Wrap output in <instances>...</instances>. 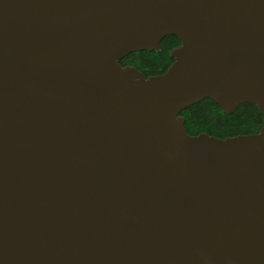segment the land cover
I'll use <instances>...</instances> for the list:
<instances>
[{
	"label": "water",
	"instance_id": "1",
	"mask_svg": "<svg viewBox=\"0 0 264 264\" xmlns=\"http://www.w3.org/2000/svg\"><path fill=\"white\" fill-rule=\"evenodd\" d=\"M0 264H264V0H0Z\"/></svg>",
	"mask_w": 264,
	"mask_h": 264
},
{
	"label": "trees",
	"instance_id": "2",
	"mask_svg": "<svg viewBox=\"0 0 264 264\" xmlns=\"http://www.w3.org/2000/svg\"><path fill=\"white\" fill-rule=\"evenodd\" d=\"M179 45L174 35L162 38L159 51H135L125 55L119 64L136 67L145 77L164 73L172 63L169 50ZM180 115L184 117V127L189 135L206 133L219 138L250 134L262 126L263 114L250 103L240 104L234 112L223 113L220 107L209 98H203L184 108Z\"/></svg>",
	"mask_w": 264,
	"mask_h": 264
},
{
	"label": "flooded vegetation",
	"instance_id": "3",
	"mask_svg": "<svg viewBox=\"0 0 264 264\" xmlns=\"http://www.w3.org/2000/svg\"><path fill=\"white\" fill-rule=\"evenodd\" d=\"M160 42H161V41H160ZM159 46H160V45H159ZM172 49H173V48H172ZM172 49H171V50H172ZM171 50H169V53H170ZM169 55H170V54H169Z\"/></svg>",
	"mask_w": 264,
	"mask_h": 264
}]
</instances>
